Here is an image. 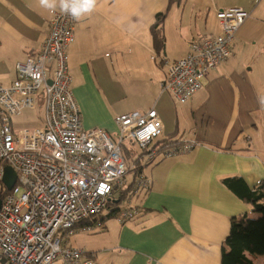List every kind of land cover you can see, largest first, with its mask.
I'll return each instance as SVG.
<instances>
[{
	"label": "crops",
	"instance_id": "obj_1",
	"mask_svg": "<svg viewBox=\"0 0 264 264\" xmlns=\"http://www.w3.org/2000/svg\"><path fill=\"white\" fill-rule=\"evenodd\" d=\"M181 1L170 4L164 19V55L155 53L150 27L168 0H97L77 19L67 48L84 129L114 135L113 117L154 107L163 137L197 143L151 166L149 189L134 197L135 219L104 218L101 228L62 235L63 247L80 249L93 264H220L230 219L256 216L221 179L240 176L249 187L264 181V0H184L186 13ZM234 6L249 16L231 55L208 72L180 113H172L160 87L162 58L178 59L190 41L219 34L216 11ZM51 16L38 0H0V85L16 77L17 61L39 50ZM252 259L264 264V255Z\"/></svg>",
	"mask_w": 264,
	"mask_h": 264
},
{
	"label": "built area",
	"instance_id": "obj_2",
	"mask_svg": "<svg viewBox=\"0 0 264 264\" xmlns=\"http://www.w3.org/2000/svg\"><path fill=\"white\" fill-rule=\"evenodd\" d=\"M248 16L237 6L218 9L220 33L190 41L178 59H164L161 90L186 103L208 72L231 55L235 33ZM76 23L59 10L52 12L39 50L15 63L10 86L0 85V264H52L56 259L63 264H93L80 249L63 247L62 235L92 230L84 222L100 219L114 193L126 188L131 159L152 163L197 145L186 140L155 146L162 121L154 107L115 116L114 135L103 128L82 127L70 89L67 54ZM35 105L43 113L41 126L15 131L12 119ZM126 142L137 147L129 149L131 159L125 154ZM6 166L16 175L10 189L3 182ZM149 187L150 179L137 175L136 188ZM130 202L118 209L121 223L138 215L139 209Z\"/></svg>",
	"mask_w": 264,
	"mask_h": 264
},
{
	"label": "trees",
	"instance_id": "obj_3",
	"mask_svg": "<svg viewBox=\"0 0 264 264\" xmlns=\"http://www.w3.org/2000/svg\"><path fill=\"white\" fill-rule=\"evenodd\" d=\"M173 2H177V0H168L166 9L156 14L155 20L150 27L152 45L157 55L165 54L163 23L168 7ZM162 59L165 58L163 57ZM180 142V139H174V134H171L170 136L159 138L155 146H166ZM226 150L229 151V149ZM125 154L129 159L133 155L127 148L125 149ZM130 163H132V170L128 174L130 175V181L127 183L126 188L119 191L117 198L113 197L107 202L105 208L107 212L101 215L100 219H88V221L84 222V224L91 226L92 230L95 229V226L101 228L104 218H116L120 204L123 201L126 204L129 199L131 200L130 204H134L132 196H138L139 191L143 190L142 188H136V178L137 175H144L143 169L151 163L142 164L139 158L131 159ZM221 183L236 197L247 203L256 216L249 217L246 213H243L230 219L229 232L221 247L220 264H255L252 257L254 255H264V181H260L254 187H249L242 177L232 176L222 178ZM134 207L139 209L138 214H140L139 206L135 205Z\"/></svg>",
	"mask_w": 264,
	"mask_h": 264
},
{
	"label": "rangeland",
	"instance_id": "obj_4",
	"mask_svg": "<svg viewBox=\"0 0 264 264\" xmlns=\"http://www.w3.org/2000/svg\"><path fill=\"white\" fill-rule=\"evenodd\" d=\"M175 4L176 3H172V6H175ZM182 6H184V8H185L184 13H186V2L184 0L181 1L180 9L182 8ZM11 83L8 86H10ZM165 93H166V95H168L167 98H168L169 108L172 110V113H175L174 111H178L180 113L184 107L182 105V103H179L178 101H176L167 91H165ZM179 104H181V105H179ZM186 110L189 111L187 104H186ZM173 116H174V114L171 116V118L174 119ZM113 119H114V117H113ZM42 122H43L42 110L40 109V107L38 105H35V107L33 109H31V110L25 109L14 120L12 119L11 125H12L13 129L15 131H17L18 129H21V128L33 129V128L40 127ZM160 138H164V137L161 135ZM125 145H126L127 149L137 150V147L133 146L131 144V142H126ZM161 159H164V158H158L155 161H153L148 167H145L146 169L144 168L145 171H143V174L145 176H150L149 170H150L151 166L155 165ZM129 181H130V175L127 176V183ZM144 193H146L145 190H141V191H139L138 195L139 194L144 195ZM118 194H119V191H116L114 193V198H117ZM132 198H133V202L135 203L134 196H132ZM124 204H125V202L123 201L120 205H124ZM105 212H107L106 209L104 210V213Z\"/></svg>",
	"mask_w": 264,
	"mask_h": 264
},
{
	"label": "clouds",
	"instance_id": "obj_5",
	"mask_svg": "<svg viewBox=\"0 0 264 264\" xmlns=\"http://www.w3.org/2000/svg\"><path fill=\"white\" fill-rule=\"evenodd\" d=\"M40 7L50 12L59 10L61 13L80 19L90 14L97 0H38Z\"/></svg>",
	"mask_w": 264,
	"mask_h": 264
},
{
	"label": "water",
	"instance_id": "obj_6",
	"mask_svg": "<svg viewBox=\"0 0 264 264\" xmlns=\"http://www.w3.org/2000/svg\"><path fill=\"white\" fill-rule=\"evenodd\" d=\"M15 176V172L9 166H6L4 169L3 182L6 184L8 189L12 187L15 180ZM1 262H4V259H1Z\"/></svg>",
	"mask_w": 264,
	"mask_h": 264
}]
</instances>
